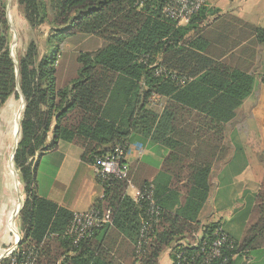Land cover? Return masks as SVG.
<instances>
[{
  "label": "trees",
  "instance_id": "obj_1",
  "mask_svg": "<svg viewBox=\"0 0 264 264\" xmlns=\"http://www.w3.org/2000/svg\"><path fill=\"white\" fill-rule=\"evenodd\" d=\"M138 1L16 0L29 29L49 31L14 60L0 0V108L12 96L24 101L13 158L23 194L21 242L0 264H159L164 251L199 231L204 251L181 249L195 263L264 264V151L241 237L197 220L211 175L229 153L227 124L252 94L264 30L208 5L177 26L161 12L166 0ZM155 66L177 80L155 77ZM60 141L81 149L80 161L93 167L133 141L164 154L158 168L146 157L126 162L125 179L96 174L103 194L91 210L109 224L75 242L68 234L75 213L37 194L35 157ZM129 186L153 191L157 214L146 199L128 197ZM219 233L226 242L211 259Z\"/></svg>",
  "mask_w": 264,
  "mask_h": 264
},
{
  "label": "crops",
  "instance_id": "obj_2",
  "mask_svg": "<svg viewBox=\"0 0 264 264\" xmlns=\"http://www.w3.org/2000/svg\"><path fill=\"white\" fill-rule=\"evenodd\" d=\"M205 3L209 7L219 10L220 15H233L246 23L264 30V0H212L211 3L206 1ZM258 54V57H260L258 66L261 68L259 74H261L264 72V46ZM255 83L257 84L255 91L257 93L255 98L256 102L250 111V117L254 120L258 131L261 133V129H264V85L259 82V78L257 80L255 78ZM252 95L243 102V106L249 103ZM227 147L229 153L226 160L221 165H218L214 172L218 170L217 174L221 182L229 185L223 189L226 196L228 198H234L237 195L238 200L241 202H238L240 205L232 213L229 211L216 213L228 214V219L224 220L219 216L216 221L220 222L222 229L226 233L233 239L238 240L241 237L245 225L246 212L252 205L254 194L258 188V184L255 181L258 175V169L262 170V165L260 166V163H258V168V165L251 159V147L249 144H246V146L242 143H236L231 146L227 144ZM262 151H264V146ZM81 153L82 151L78 147L60 141L54 150L43 153L39 158L37 156L35 157V161H37L38 196L58 205L70 213H82L90 210L94 201L100 199L103 194L101 186L95 180L94 167L83 164L80 161ZM163 154L164 151L154 145L147 151V159L145 161L151 167L158 168ZM212 175L210 182L213 184ZM239 181L250 184L251 189L244 190L243 187L240 189L241 185ZM234 183H239L235 189L233 187ZM14 185L16 188L17 184L15 181ZM128 190L134 192L133 196H129L131 194L127 193V196L133 199L137 191L132 186H129ZM18 202L19 200H17L12 213L7 218L8 226L5 229L6 239H3L4 242L0 243V261L6 258L7 253L14 247L15 241L17 240L12 241L11 239V225L14 222V220L12 222V216ZM158 263L171 264L170 256L166 251L160 255Z\"/></svg>",
  "mask_w": 264,
  "mask_h": 264
},
{
  "label": "rangeland",
  "instance_id": "obj_3",
  "mask_svg": "<svg viewBox=\"0 0 264 264\" xmlns=\"http://www.w3.org/2000/svg\"><path fill=\"white\" fill-rule=\"evenodd\" d=\"M204 1L209 3L212 2V0ZM5 4L7 19L10 25V31L8 34V46L13 59L16 60V58L23 52L26 44L30 40H34L42 44L45 38L48 36L49 28L48 26L43 25L37 30L29 29L23 20L19 8L16 5V0H5ZM65 47L66 45L63 46L61 50L68 48ZM260 70L261 68H259L257 74L254 75L256 80L260 76ZM256 88L257 84L255 83L252 93V99L249 101V103L245 104L244 106L241 105L236 110L235 118L229 124H227L226 139L227 144H229L230 146L233 144L235 145L236 143H242L244 146H246V144H249L251 147L250 157L253 162L258 165V163H260L258 160V156L263 153L262 149L264 146V129H261L262 132L260 133L254 123V120L250 117V111L253 109V106L256 102ZM152 101L154 103H151V105L154 106L156 104V100L154 99ZM157 103H161V101L157 100ZM22 105L23 104H21V96L19 98H15L14 96H12L0 108V243L4 242L3 239H6L5 229L8 226L7 218L9 214L12 213V210L18 200L16 188L23 200L22 186L18 181L17 173L14 169V166L12 168L9 167V160L12 153V149L14 147V133L16 130L17 121L20 122V118L19 120H17L18 112L21 110ZM135 143L140 146V149L142 151L140 158L147 157L146 153L150 149L146 148V146H144V144L140 141H133L129 144ZM217 172L218 170L212 175V180L214 183H211L210 193L206 197L202 208L199 210V216L197 220L199 221L201 226L219 222L216 221L218 220L219 216L222 217L224 220L228 219L227 213H216L224 211H229L230 213H232L238 208V206L240 205L239 203L241 202L240 200H238L239 198L237 195L234 198H228L226 196V193L223 191V189L227 188L229 185H226L225 183L221 182ZM260 172L261 170L258 169V175H260ZM14 176L16 177V180L18 182L16 188L14 185ZM239 182L241 185L240 189H242L243 187L244 190H249V188L251 187L250 184L242 183V181ZM238 184L239 183L233 184L234 189L238 187ZM127 193L131 194L129 196L134 195V192L131 190H128ZM18 214H16V216L14 217V222L12 221L13 225H11L12 241L16 239L21 241V234L18 228Z\"/></svg>",
  "mask_w": 264,
  "mask_h": 264
},
{
  "label": "built area",
  "instance_id": "obj_4",
  "mask_svg": "<svg viewBox=\"0 0 264 264\" xmlns=\"http://www.w3.org/2000/svg\"><path fill=\"white\" fill-rule=\"evenodd\" d=\"M151 0H139L137 3L138 7L143 6ZM206 5L204 0H166L161 12L165 18L171 19L177 23V26H184L189 23L190 19L196 15L204 6ZM154 76L162 77L171 80H177L174 73L164 69L162 66L154 67ZM180 85H183L186 81L178 80ZM155 98V96H154ZM142 151L138 144H127L124 147H117L114 149L113 154L108 157L103 158L98 161V166L94 167L95 174H98L102 179L107 177H112L116 179H125L127 173L126 162H131L134 159L140 158ZM146 199L152 208V213H155L153 191L146 194H140L136 192L134 201L139 199ZM107 217H101L97 212L93 210H88L82 213H75L71 221L70 227L68 229V234L75 238V242L82 240L88 235V233L95 228H101L108 225ZM218 233V232H217ZM216 239L212 242V247L208 253V257L219 258L221 257L220 249L226 242V236L219 233ZM139 245V243H138ZM206 243L203 241V234L201 231L197 232L195 235V240L187 241L181 239L174 243V245L167 249L166 252L171 257L176 258L180 264H198L193 260L195 257H186L185 253L181 249L194 250L199 249V251H204ZM236 256L231 257V261L234 260ZM210 261L204 260L203 263L199 264H209ZM171 264L172 259H171Z\"/></svg>",
  "mask_w": 264,
  "mask_h": 264
},
{
  "label": "water",
  "instance_id": "obj_5",
  "mask_svg": "<svg viewBox=\"0 0 264 264\" xmlns=\"http://www.w3.org/2000/svg\"><path fill=\"white\" fill-rule=\"evenodd\" d=\"M6 15H7V13H6ZM10 52H11V51H10ZM21 104H23V105H22L21 110L18 112L17 120H19V118H20V113L22 112V110H23V108H24V101H23L22 98H21ZM18 131H19V121H17L16 130H15V133H14V137H15V140H14V147H13V149H12V153H11L10 160H9V167H10V168L13 167V158H14V155H15V152H16L17 141H18ZM14 181H15L16 184L18 185V182H17L15 176H14ZM17 192H18V190H17ZM18 200H19V205H18V207L16 208V210H15L13 216H12V221L14 220V217L16 216V214H18V213L20 212V210H21V208H22V205H23V200H22V197H21V195L19 194V192H18ZM19 244H20V241L17 239V240L15 241V245H14V247H13V248L7 253L6 257H7L8 255H10V254H11V253H12V252H13V251L19 246ZM4 257H5V256H4Z\"/></svg>",
  "mask_w": 264,
  "mask_h": 264
},
{
  "label": "bare ground",
  "instance_id": "obj_6",
  "mask_svg": "<svg viewBox=\"0 0 264 264\" xmlns=\"http://www.w3.org/2000/svg\"><path fill=\"white\" fill-rule=\"evenodd\" d=\"M18 205H19V202H18ZM18 205H17V207H18ZM17 207H16V208H17Z\"/></svg>",
  "mask_w": 264,
  "mask_h": 264
}]
</instances>
